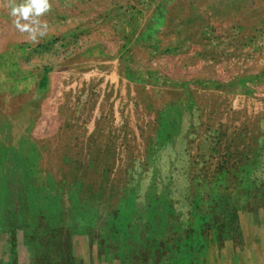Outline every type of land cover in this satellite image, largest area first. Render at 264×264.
Here are the masks:
<instances>
[{
  "label": "rangeland",
  "instance_id": "1",
  "mask_svg": "<svg viewBox=\"0 0 264 264\" xmlns=\"http://www.w3.org/2000/svg\"><path fill=\"white\" fill-rule=\"evenodd\" d=\"M186 1L198 6L203 0ZM173 2L182 5V0H46L48 9L30 16L38 21L37 33H44L33 40L17 27L30 20L11 14L30 0H0V65L11 48L21 54L25 70L47 68L60 38L59 50L70 62L87 43L106 45L134 17L148 19ZM206 3L213 14L214 1ZM38 38L44 39L40 45L33 43ZM4 105L0 92V134L12 138L0 140V264H264L262 142L248 167L187 166L181 154L168 171L163 153L161 170L150 172L144 144L131 140L121 142V151L118 141L111 142L109 168L97 165L86 141L63 142L64 158L22 160L6 144L18 149L25 115H16L13 127L1 115ZM262 112L255 107L256 118Z\"/></svg>",
  "mask_w": 264,
  "mask_h": 264
},
{
  "label": "crops",
  "instance_id": "2",
  "mask_svg": "<svg viewBox=\"0 0 264 264\" xmlns=\"http://www.w3.org/2000/svg\"><path fill=\"white\" fill-rule=\"evenodd\" d=\"M213 1V14L206 0H182L134 17L118 40L108 37L116 47L90 42L70 62L60 38L47 68L25 70L9 48L0 65L1 115L13 127L16 115L25 118L18 149L7 150L22 160L64 158L63 142L86 141L97 165L109 168L111 142L121 151L131 140L144 144L150 172L161 170L163 153L168 171L181 154L187 166H252L256 143L264 146V0Z\"/></svg>",
  "mask_w": 264,
  "mask_h": 264
},
{
  "label": "clouds",
  "instance_id": "3",
  "mask_svg": "<svg viewBox=\"0 0 264 264\" xmlns=\"http://www.w3.org/2000/svg\"><path fill=\"white\" fill-rule=\"evenodd\" d=\"M48 7L49 6L46 3V0H30L29 4L13 7L11 9V14L13 16L19 15L23 20L29 21L30 16H39L42 12L46 11ZM37 24L38 21H36L35 19H31L30 23L20 24L19 22H17V27L22 32L28 31L30 33L29 38L35 40L37 34L41 36L44 35L43 31L37 33L35 27Z\"/></svg>",
  "mask_w": 264,
  "mask_h": 264
}]
</instances>
